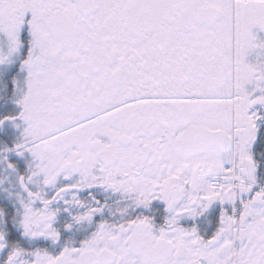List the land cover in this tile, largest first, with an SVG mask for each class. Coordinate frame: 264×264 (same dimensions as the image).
<instances>
[{"label":"snow or ice","instance_id":"obj_1","mask_svg":"<svg viewBox=\"0 0 264 264\" xmlns=\"http://www.w3.org/2000/svg\"><path fill=\"white\" fill-rule=\"evenodd\" d=\"M0 264H264V0H0Z\"/></svg>","mask_w":264,"mask_h":264}]
</instances>
